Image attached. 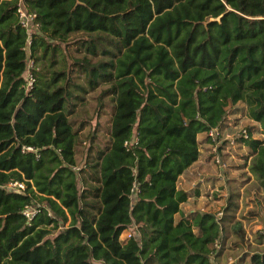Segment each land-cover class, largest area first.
Instances as JSON below:
<instances>
[{
	"label": "trees",
	"instance_id": "trees-1",
	"mask_svg": "<svg viewBox=\"0 0 264 264\" xmlns=\"http://www.w3.org/2000/svg\"><path fill=\"white\" fill-rule=\"evenodd\" d=\"M91 92L104 137L84 132ZM240 101L264 190V0H0V264H234V191L219 216L181 213L177 181Z\"/></svg>",
	"mask_w": 264,
	"mask_h": 264
},
{
	"label": "rangeland",
	"instance_id": "rangeland-1",
	"mask_svg": "<svg viewBox=\"0 0 264 264\" xmlns=\"http://www.w3.org/2000/svg\"><path fill=\"white\" fill-rule=\"evenodd\" d=\"M68 48H72L71 44L68 45ZM93 95V92L87 94L85 103L82 105V112L91 115V121L87 124L86 128H84V132L87 133L90 131L91 133H97L99 137H104V134L109 128L110 110L105 108L97 112V110H95V108H97V102L93 98ZM235 108L239 110L238 113L230 112L231 114L226 117L229 118L227 121L230 125V128H227L226 131L229 130L235 133L236 128L234 126L248 127L255 124L254 121L248 118L244 113V104L242 101L238 102ZM226 126H228V124ZM253 135L258 137L262 136L258 132H254ZM85 140L86 141L80 144V152L77 155L78 165H81L84 160V149L88 143V140ZM221 145H223V147H220L219 155L222 160L226 162V167H224V169L220 170L217 164L213 162L211 158L212 148L210 150V143L207 142L205 147H202V152H200V159L203 161V165L190 169L189 174L193 176V181H196L197 178H202L205 174L209 176L219 175V177H221L216 178L211 183H207L205 187L208 192L212 188L216 191L213 195L210 193V197L207 196V199L216 202L214 207L216 208L215 212L222 210L223 206L226 204L227 198L230 196V191H234L232 200L237 204L234 215L235 218L241 219L246 231V239L241 243L232 245V241L237 238L234 233L229 232L225 239V247L219 253L217 262L224 263L230 260L234 261V264H244L247 261L244 258L247 256L245 255L246 252H250L254 249H264V236L261 239L263 241H259L257 235L260 230H264V190L262 186L258 184L255 175L249 171V158H247L249 156L247 155L248 149L246 146L243 144L227 145L226 142H223ZM82 149L83 152L81 153ZM219 198L221 199L219 200ZM30 208H33V206ZM252 212H254V214H252ZM262 213L263 215H261Z\"/></svg>",
	"mask_w": 264,
	"mask_h": 264
},
{
	"label": "crops",
	"instance_id": "crops-1",
	"mask_svg": "<svg viewBox=\"0 0 264 264\" xmlns=\"http://www.w3.org/2000/svg\"><path fill=\"white\" fill-rule=\"evenodd\" d=\"M231 113H228L227 115H229ZM227 117V116H226ZM225 117V118H226ZM224 118V126H226L228 124V126H226L227 128H230L229 122L227 121L229 118ZM198 139H199V156L198 158L190 165L188 166L187 169H185V171L179 176L178 181H177V185L178 187L184 189V190H188L189 191V195L188 198L181 203V213H187L189 211L198 209V210H208V211H213L215 212V205L216 202H213L214 200H209L207 199V196H211L209 195L210 193L213 195L214 193H216V191L212 188L209 192L206 191V184L207 183H211L213 180H215L216 178H221L218 176H209L208 174H205V176H203L202 178H197L196 181H193V176H190L189 171L190 169L193 168H197L198 166H202L203 165V161L200 159V152H202V147H205V144L207 142L210 143V150L212 148V143L210 141H206L204 140L205 138V133H199L198 134ZM208 147V146H207ZM209 157V156H206ZM254 177V176H253ZM197 188L198 192L193 193V188ZM221 198H219L220 200ZM226 203V202H225ZM179 214H176V217H178ZM244 216V215H243ZM246 217V216H244ZM134 229V226H130L128 231H132ZM125 233V232H124ZM221 259V258H220ZM246 260H247V256H246Z\"/></svg>",
	"mask_w": 264,
	"mask_h": 264
},
{
	"label": "built area",
	"instance_id": "built-area-1",
	"mask_svg": "<svg viewBox=\"0 0 264 264\" xmlns=\"http://www.w3.org/2000/svg\"><path fill=\"white\" fill-rule=\"evenodd\" d=\"M17 13H18V17L20 22L25 25L28 28H33L34 24H33V14H31L30 12L26 11V9L24 8L23 4L20 3L17 7ZM31 65V61H28V66ZM26 86H30L34 80V76L33 74L29 71V69L26 70ZM222 124H224V121L222 122ZM236 132L233 133L231 131H226L227 127L222 125V126H214L212 128H210L206 133L209 136L211 143H212V155L211 158L213 160L214 163L217 164V166L219 167L220 170L224 169V167H226V162L224 160H222V158L220 157V153H219V149L220 147H223V145H221L223 142H226L227 145H234V144H238L237 143V138L242 137L245 138L248 136V130L247 127H236ZM220 146V147H219ZM10 187L16 188V189H22L24 187V184L22 182L19 181H13L10 182ZM32 213V211L30 210V208H27L25 210V214L30 217V214ZM216 214L219 216L222 214V210L216 212ZM127 235H130V232L127 233Z\"/></svg>",
	"mask_w": 264,
	"mask_h": 264
}]
</instances>
